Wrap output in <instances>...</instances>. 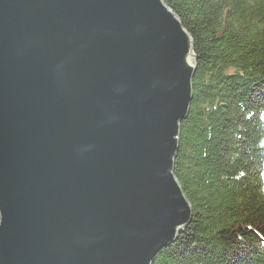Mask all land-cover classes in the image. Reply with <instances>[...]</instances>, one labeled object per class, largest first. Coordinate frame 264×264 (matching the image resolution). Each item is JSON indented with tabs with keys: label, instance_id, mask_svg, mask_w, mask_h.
<instances>
[{
	"label": "water",
	"instance_id": "1",
	"mask_svg": "<svg viewBox=\"0 0 264 264\" xmlns=\"http://www.w3.org/2000/svg\"><path fill=\"white\" fill-rule=\"evenodd\" d=\"M164 0H0V264H153L197 71Z\"/></svg>",
	"mask_w": 264,
	"mask_h": 264
},
{
	"label": "trees",
	"instance_id": "2",
	"mask_svg": "<svg viewBox=\"0 0 264 264\" xmlns=\"http://www.w3.org/2000/svg\"><path fill=\"white\" fill-rule=\"evenodd\" d=\"M197 71L175 175L192 220L153 264H264V0H164Z\"/></svg>",
	"mask_w": 264,
	"mask_h": 264
}]
</instances>
